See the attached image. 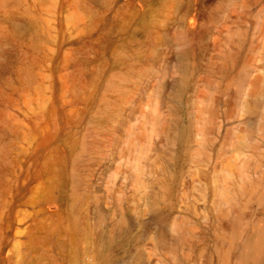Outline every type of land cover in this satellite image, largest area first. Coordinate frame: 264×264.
<instances>
[{
	"label": "rangeland",
	"instance_id": "374dc122",
	"mask_svg": "<svg viewBox=\"0 0 264 264\" xmlns=\"http://www.w3.org/2000/svg\"><path fill=\"white\" fill-rule=\"evenodd\" d=\"M0 63V264H264V0H0Z\"/></svg>",
	"mask_w": 264,
	"mask_h": 264
},
{
	"label": "bare ground",
	"instance_id": "6f19581e",
	"mask_svg": "<svg viewBox=\"0 0 264 264\" xmlns=\"http://www.w3.org/2000/svg\"><path fill=\"white\" fill-rule=\"evenodd\" d=\"M12 55H13V53H12ZM9 56H10V55H9ZM10 57H11V56H10ZM16 58H17V57H16ZM6 68H7L6 65L0 63V73H3V72L5 71ZM1 167H2V166H1Z\"/></svg>",
	"mask_w": 264,
	"mask_h": 264
}]
</instances>
